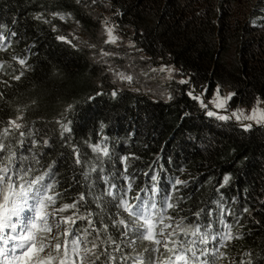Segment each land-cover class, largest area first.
<instances>
[{
  "label": "trees",
  "instance_id": "1",
  "mask_svg": "<svg viewBox=\"0 0 264 264\" xmlns=\"http://www.w3.org/2000/svg\"><path fill=\"white\" fill-rule=\"evenodd\" d=\"M239 1L0 0V130L11 120L23 125V137L9 136L17 159L27 156L33 175L51 170L59 195L49 212L76 204L57 214L56 220L75 219L60 231L96 229L89 236L98 245L96 264H151L170 255L163 245L153 253L117 206L125 192L132 204L136 195L147 200L153 186L159 191L152 212L165 216L163 224L153 216L154 231L171 224L165 232H174L172 239L195 240L194 264H264V124L246 131L231 115L208 116L203 106L211 102L200 105L188 93L190 84L209 97L227 89L231 109L264 102V0L252 2L242 26L234 16ZM108 3L137 49L152 62L174 65L190 83H171L170 98L160 101L118 88L91 56L93 44L78 43L80 30L92 32ZM89 214L91 227L80 218ZM227 225L233 238L221 240ZM200 233L207 243L199 242Z\"/></svg>",
  "mask_w": 264,
  "mask_h": 264
},
{
  "label": "snow or ice",
  "instance_id": "2",
  "mask_svg": "<svg viewBox=\"0 0 264 264\" xmlns=\"http://www.w3.org/2000/svg\"><path fill=\"white\" fill-rule=\"evenodd\" d=\"M108 36L111 42H115L116 38L112 35L111 29L108 30ZM20 63L23 65L25 62L21 60ZM126 79L130 81L131 77H126ZM180 83H185V81L181 80ZM218 95L219 91L217 90ZM231 95L234 94H230L226 99H231ZM193 99H198V97L193 96ZM223 106V102L216 104L218 108ZM207 115L214 116L216 113L209 111ZM231 117L237 121L243 119L252 121L256 125L264 124V111L258 109H253L247 115L243 111L233 112ZM217 118L228 120L230 117L221 115ZM18 119H22V117ZM22 127L23 125L17 120H11L7 127L0 130V153H3L0 155V264H96L100 259V255L95 251L98 245L95 239L89 240V236L92 232H96V229L92 228L90 232L88 228H85L82 235H74L70 227H64V230L60 231L61 225H74L75 219L68 216L56 220L57 214L68 209H75L76 204H64L49 212L48 209L56 204V197L59 195V193L53 194L54 181L50 175L51 170L40 175H33V167L25 166L28 157L21 155L17 159L9 136L18 132L19 137H23L25 133L19 131ZM63 127L64 131H70L67 125ZM243 127L249 131L253 128V123L245 124ZM17 142L23 144L22 139H18ZM92 150L97 153L102 152L105 157L109 155L107 147L101 149L99 146H94ZM74 163H81L78 152L75 153ZM46 178L47 183H45ZM174 183L179 185L181 181L176 180ZM128 191H131L130 184ZM146 191H151L154 196L158 194L159 190L153 186ZM108 195L111 196L113 193L109 190ZM126 196L127 192L120 196L117 206L132 217V230L137 234V238L147 241L153 253H159L160 246L163 245L165 252L170 254L166 258L153 260L151 264H190V261H193L194 264V258H196L195 240L172 239L175 233L165 232V229L172 227L171 224L164 225V228L160 229L158 233L154 231L153 216L158 217L155 222L159 224H163L165 216L158 209L155 213L152 212L156 209L153 196H149L145 200L140 195H136L134 199L137 203L135 204L130 203L125 198ZM80 200H84L83 195ZM166 207L171 208L173 205L167 203ZM90 216L91 214L89 217H80L88 219L89 227L92 226ZM49 217H52L53 223H49ZM167 219H171V217H167ZM119 223L127 229L128 225L125 224V221L121 220ZM177 227L180 225L178 224ZM54 228L56 229L55 234H53ZM227 228L229 231L222 234L219 239L230 240L233 238L230 231L231 225H227ZM199 232L200 229L197 227L192 234L195 235ZM61 236L64 237L63 240H61ZM212 239L215 240L217 237L212 236ZM199 242L207 243V233H200ZM88 244H91V247H88ZM169 244H173L174 247H169ZM116 250L119 251V248ZM188 253H191V257L188 256ZM202 254L207 255V253ZM108 259L114 261L115 257L109 256ZM123 259L126 260L128 257H123ZM204 264H208V261H205Z\"/></svg>",
  "mask_w": 264,
  "mask_h": 264
},
{
  "label": "rangeland",
  "instance_id": "3",
  "mask_svg": "<svg viewBox=\"0 0 264 264\" xmlns=\"http://www.w3.org/2000/svg\"><path fill=\"white\" fill-rule=\"evenodd\" d=\"M254 0H240L234 8V16L237 23L242 26L246 21V15L252 6ZM110 3L106 7L100 8L97 16L99 17V24L93 31L80 30L83 33L82 41L79 39L78 43L85 45L87 43L93 44V51L91 56L96 58L108 72L110 78L115 82L118 88H127L133 91L141 92L151 96L155 101L162 99H169L171 96V83H180L181 80L188 82V78L180 77L179 69L174 65L161 63L159 61H151V56L145 51H141L135 47L133 37L130 33L121 30V26L116 22V15L110 11ZM112 30V35L116 38L115 42H111L108 36V30ZM90 33V34H87ZM264 35V32H261ZM258 39V35L251 34ZM239 37H236L235 45ZM104 41V42H103ZM103 43L105 46H103ZM97 44L103 46L98 47ZM101 48L100 50H97ZM236 50V49H234ZM126 77H131L129 81ZM217 90L219 95L217 96ZM191 96H196L200 105L205 101L211 103L205 104L203 107L207 111L216 113L214 117L229 116L233 112L243 111L244 114H250L253 109L264 111V102L260 99H255L250 104L245 103L243 106L239 105L235 109H231L230 99H226L231 92L227 89L217 88L212 97L208 96L207 92H201L196 86L190 84L188 93ZM223 102V107H216L217 103ZM242 126L248 123H253L248 120L239 121Z\"/></svg>",
  "mask_w": 264,
  "mask_h": 264
},
{
  "label": "bare ground",
  "instance_id": "4",
  "mask_svg": "<svg viewBox=\"0 0 264 264\" xmlns=\"http://www.w3.org/2000/svg\"><path fill=\"white\" fill-rule=\"evenodd\" d=\"M217 250H220V248H219V247H217Z\"/></svg>",
  "mask_w": 264,
  "mask_h": 264
}]
</instances>
